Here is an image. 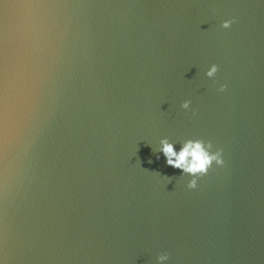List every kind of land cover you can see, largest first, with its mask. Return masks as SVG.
Wrapping results in <instances>:
<instances>
[{
  "label": "water",
  "instance_id": "1",
  "mask_svg": "<svg viewBox=\"0 0 264 264\" xmlns=\"http://www.w3.org/2000/svg\"><path fill=\"white\" fill-rule=\"evenodd\" d=\"M0 264H264V0H0Z\"/></svg>",
  "mask_w": 264,
  "mask_h": 264
},
{
  "label": "clouds",
  "instance_id": "2",
  "mask_svg": "<svg viewBox=\"0 0 264 264\" xmlns=\"http://www.w3.org/2000/svg\"><path fill=\"white\" fill-rule=\"evenodd\" d=\"M213 71H215V69H213ZM209 75H211V73H209ZM189 147H186L184 150H182L177 156L176 160H173L171 157L176 156L177 154L173 151L171 145L166 144L163 151L165 155L169 157L167 163L176 168L185 167L186 158L191 155L193 157L192 163L190 166L186 167L185 170L191 172L205 170L212 158L202 151L199 144H197L191 151L189 150Z\"/></svg>",
  "mask_w": 264,
  "mask_h": 264
}]
</instances>
